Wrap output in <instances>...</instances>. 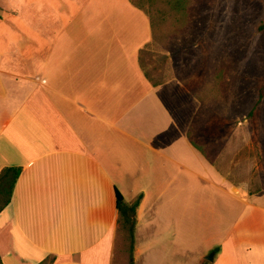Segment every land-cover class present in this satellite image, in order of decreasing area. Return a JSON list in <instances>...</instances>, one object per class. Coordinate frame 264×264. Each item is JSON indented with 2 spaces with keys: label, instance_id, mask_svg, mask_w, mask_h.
I'll use <instances>...</instances> for the list:
<instances>
[{
  "label": "crops",
  "instance_id": "0c3cea01",
  "mask_svg": "<svg viewBox=\"0 0 264 264\" xmlns=\"http://www.w3.org/2000/svg\"><path fill=\"white\" fill-rule=\"evenodd\" d=\"M4 1L0 171L21 172L0 210V264H114L115 190L141 196L135 264H264L260 191L192 146L200 102L183 83L153 86L139 67L148 16L129 0Z\"/></svg>",
  "mask_w": 264,
  "mask_h": 264
},
{
  "label": "rangeland",
  "instance_id": "374dc122",
  "mask_svg": "<svg viewBox=\"0 0 264 264\" xmlns=\"http://www.w3.org/2000/svg\"><path fill=\"white\" fill-rule=\"evenodd\" d=\"M134 1L156 24L151 55L142 58L146 69L157 79L180 80L196 96L183 89L193 107L200 102L197 145L225 181L259 190L264 205V0ZM5 5L0 0V14ZM259 91V113L250 120ZM124 228L117 221L114 264H135Z\"/></svg>",
  "mask_w": 264,
  "mask_h": 264
},
{
  "label": "trees",
  "instance_id": "16d2710c",
  "mask_svg": "<svg viewBox=\"0 0 264 264\" xmlns=\"http://www.w3.org/2000/svg\"><path fill=\"white\" fill-rule=\"evenodd\" d=\"M129 1L135 6H137L138 8H140L149 18L150 27L152 29V38L149 42L144 44L142 48H140V50L138 51V64L144 76L146 77V79L153 86L159 85L167 81L168 79L167 78L157 79L156 77L152 76L150 72L146 69L145 64L143 63V60H142L143 55L145 54L151 55V51H152L151 48L153 45L152 39H153L154 28L156 27V24L153 18L151 17L150 13L148 12V10L140 7V5H138L134 0H129ZM261 99H262V92L259 91V95L257 99L255 100V103L253 104V106L251 107V109L249 110L247 114L250 120H253L254 117L259 113V106L261 103ZM198 113L199 111L194 115V118L191 121L190 127L187 132V137L190 143L192 144V146L195 149H197L210 164L216 167L214 158L205 149H201L197 145L196 140L194 139V135H197V128L199 125V123L197 122ZM20 172H21L20 167H6L0 171V210L10 203L12 195H13L15 183L20 175ZM140 199H141V196H138L132 203L126 204L124 202V198L121 195V193L115 190V203H116V208L119 213L118 221L122 222L126 227L124 228V230L127 231L128 237L130 239V252H131L130 255L133 252V231H134V226H135V210L137 206L139 205ZM215 251H217V248L215 249ZM52 262L53 260H51L48 264H51ZM39 264H41V262ZM131 264H133L132 261H131Z\"/></svg>",
  "mask_w": 264,
  "mask_h": 264
},
{
  "label": "water",
  "instance_id": "95a60500",
  "mask_svg": "<svg viewBox=\"0 0 264 264\" xmlns=\"http://www.w3.org/2000/svg\"><path fill=\"white\" fill-rule=\"evenodd\" d=\"M213 255H214V253L211 252V253L207 256V259L211 261V260L213 259Z\"/></svg>",
  "mask_w": 264,
  "mask_h": 264
}]
</instances>
